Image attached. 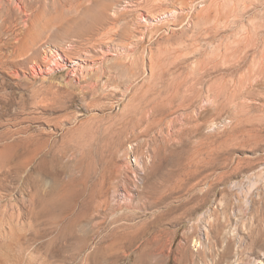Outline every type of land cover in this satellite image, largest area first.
I'll use <instances>...</instances> for the list:
<instances>
[{"label":"rangeland","instance_id":"obj_1","mask_svg":"<svg viewBox=\"0 0 264 264\" xmlns=\"http://www.w3.org/2000/svg\"><path fill=\"white\" fill-rule=\"evenodd\" d=\"M5 1L0 264H264V0Z\"/></svg>","mask_w":264,"mask_h":264},{"label":"bare ground","instance_id":"obj_2","mask_svg":"<svg viewBox=\"0 0 264 264\" xmlns=\"http://www.w3.org/2000/svg\"><path fill=\"white\" fill-rule=\"evenodd\" d=\"M4 1L5 0H0V16H2L3 15V17L4 18H2V17H0V18H2V19H0V20H2L1 22V24L4 26V28H5V26H7L8 24H7V22H9L8 20V17H7V15H9L8 14V12L10 11V9L9 10H7V8H6V4H4ZM13 1H15L16 3H17V5L19 4L20 6L19 7H21L22 9L23 8H26V9H31L32 10V8H33V6H34V4H36L37 2L39 3V1L38 0H13ZM6 2V1H5ZM11 2V1H10ZM36 2V3H35ZM7 4H8V2H7ZM17 5H15V8H16V6ZM8 6V5H7ZM39 6V5H38ZM38 6L36 5L35 7H36V9L38 8ZM9 8V7H8ZM20 8V9H21ZM39 9V8H38ZM40 10V9H39ZM38 10V11H39ZM21 11V10H20ZM34 11H36V10H34ZM19 12V11H18ZM4 13V14H3ZM34 15V14H33ZM39 16V15H38ZM11 17V16H10ZM9 17V18H10ZM10 20H11V18H10ZM30 20V19H29ZM29 20H27V22H30ZM33 21V20H32ZM7 24V25H6ZM32 24V23H31ZM2 25H0V27H2L3 28V26ZM13 25V24H12ZM12 25H11V23H10V26L12 27ZM28 26V25H27ZM9 27V26H8ZM10 27V28H11ZM27 28V27H26ZM29 28V27H28ZM1 29V28H0ZM9 29V28H8ZM2 30V29H1ZM5 30V29H4ZM3 30V31H4ZM23 30V29H22ZM26 29H24V31H25ZM28 30V29H27ZM8 31V30H7ZM29 32V31H28ZM2 33V32H1ZM22 33V32H21ZM24 33V32H23ZM27 33V32H26ZM4 34V33H3ZM18 45V44H17ZM16 48L19 50V48L16 46ZM66 55V54H65ZM51 57H52V60H55V58H56V55H54V54H52L51 53ZM66 57H67V55H66ZM70 57V56H69ZM47 58V57H46ZM46 60V59H45ZM71 63H73L74 61H73V58L72 59H68ZM73 65H75V64H73ZM78 65V64H77ZM75 69V68H74ZM77 69V68H76ZM75 69V70H76ZM79 69V68H78ZM80 69H81V67H80ZM75 70H74V72H75ZM121 136V135H120ZM4 139V138H3ZM4 143V142H3ZM116 145V144H115ZM3 151V150H2ZM96 191V190H95ZM125 191V190H124ZM102 193H103V191H102ZM129 194V193H128ZM95 196V195H94ZM91 200V199H90ZM115 200V199H114ZM123 200V199H122ZM97 201V200H96ZM87 203V202H86ZM112 204V203H111ZM114 205V204H113ZM90 206V205H89ZM87 207V206H86ZM88 209V208H87ZM76 216V215H75Z\"/></svg>","mask_w":264,"mask_h":264}]
</instances>
